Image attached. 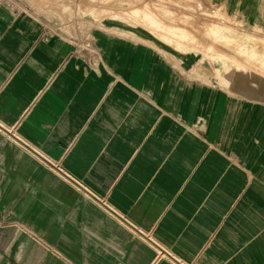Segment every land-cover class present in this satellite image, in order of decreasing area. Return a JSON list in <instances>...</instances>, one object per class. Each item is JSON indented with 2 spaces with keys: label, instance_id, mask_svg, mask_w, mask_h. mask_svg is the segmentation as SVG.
<instances>
[{
  "label": "crops",
  "instance_id": "1",
  "mask_svg": "<svg viewBox=\"0 0 264 264\" xmlns=\"http://www.w3.org/2000/svg\"><path fill=\"white\" fill-rule=\"evenodd\" d=\"M56 19L0 0V264H264V76Z\"/></svg>",
  "mask_w": 264,
  "mask_h": 264
},
{
  "label": "rangeland",
  "instance_id": "2",
  "mask_svg": "<svg viewBox=\"0 0 264 264\" xmlns=\"http://www.w3.org/2000/svg\"><path fill=\"white\" fill-rule=\"evenodd\" d=\"M21 1L34 6L36 11L46 17L58 18L67 25L78 26L83 33L96 23L112 19L136 27H145L152 34L160 36V32H155L154 27H147L141 22V15H133V13L141 14L143 10H148L161 26L184 31L188 40H184L187 47H183V50L189 49L204 53L213 63L222 64L221 60L214 59L211 55L216 51L233 60L227 63V69L237 68V65L241 64L246 71L264 76V27L252 26L235 15L225 14L219 7L210 4L207 0ZM137 29L132 28L131 31ZM218 30L224 34L228 33L227 37L230 36L231 31L237 36L243 34V39L249 41L254 47L253 55L248 56L238 50V41L242 40L240 37L231 39L233 41L231 42L222 38ZM168 42L173 46L176 45L172 40ZM222 65L225 66V64Z\"/></svg>",
  "mask_w": 264,
  "mask_h": 264
},
{
  "label": "bare ground",
  "instance_id": "3",
  "mask_svg": "<svg viewBox=\"0 0 264 264\" xmlns=\"http://www.w3.org/2000/svg\"><path fill=\"white\" fill-rule=\"evenodd\" d=\"M133 15H139V16L141 15L140 16L142 18L141 22L144 23L145 26H147V27H150V26L154 27L155 32H160V36H159L160 38H162L164 40H169V38L173 39L174 42H176V45L174 44L175 48L183 49V47H187L184 44L186 42L184 40H188V37H187V35H185L184 31L176 30V29H172V28H166V27L161 26L159 21H157L156 17L152 13H150L148 10H143L141 14H138V12L133 13ZM218 33L222 36V38H226L225 40L228 39L229 41H231V39L234 40L235 37L236 38L240 37V39H242V40L238 41V47H237L238 50L242 54H247L248 56L253 55V53L255 51L254 47L250 44L249 41H246L243 39V34L237 36V35H235L234 32L231 31V32H229L230 36L227 37L226 34H228V33H225V34L221 33L220 30H218ZM231 42H233V41H231ZM211 55L214 59L221 60L223 62L222 64H225V67L227 66V63L229 64V62L231 63L233 61L229 57H227L226 55H221L220 53H216V51L212 52ZM226 68H228V67H226ZM237 68L240 70L246 71L244 66L241 64H238Z\"/></svg>",
  "mask_w": 264,
  "mask_h": 264
}]
</instances>
